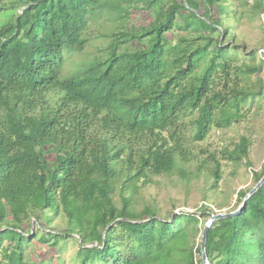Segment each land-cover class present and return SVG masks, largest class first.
Masks as SVG:
<instances>
[{
	"label": "trees",
	"instance_id": "16d2710c",
	"mask_svg": "<svg viewBox=\"0 0 264 264\" xmlns=\"http://www.w3.org/2000/svg\"><path fill=\"white\" fill-rule=\"evenodd\" d=\"M225 2L0 0V264H51L34 258V241L62 253L60 240L75 235L79 264L203 261L197 237L211 204L162 217L136 210L128 193L187 160L189 133L201 141L212 126H232L264 94L236 83L262 65L236 66ZM135 10L149 11L151 22L136 25ZM100 17L119 32L81 74H65V52L84 49ZM249 146L242 137L228 154L239 161ZM214 175L221 179L219 169ZM263 177L264 165L257 183ZM249 192L238 193L241 203ZM61 214L67 228L57 232L51 224ZM33 219L49 228L35 232ZM207 255L210 264H264V183L239 215L213 224Z\"/></svg>",
	"mask_w": 264,
	"mask_h": 264
},
{
	"label": "rangeland",
	"instance_id": "374dc122",
	"mask_svg": "<svg viewBox=\"0 0 264 264\" xmlns=\"http://www.w3.org/2000/svg\"><path fill=\"white\" fill-rule=\"evenodd\" d=\"M256 1L226 0L225 4L229 6L234 16L227 24L232 25L234 38L232 43L239 46L236 66H242L244 62L249 65H262L259 73L240 74V79L236 80V83L247 90L258 92L264 88V0H261L263 8L258 10L254 7ZM17 11L21 12L22 9ZM199 12H204L203 5ZM132 17L138 26L147 25L152 20L147 10H135ZM2 18L0 17V22ZM117 26L119 27V24L112 23L105 17L94 19L85 33L89 39L86 47L65 52L64 73L81 74L88 65L105 54L112 40L111 35L119 32ZM191 44L192 42L188 43ZM125 47H129V43L122 46ZM230 52L233 50L230 49ZM252 52L255 59L250 55ZM192 135L191 133L188 135L190 153L187 160L179 159L178 165L171 173L152 176L148 182L141 179L136 183L135 191L128 193L133 198L136 210L141 211L149 206L162 217H168L171 212H198L206 202L212 205L215 214L238 209L242 205L238 193L241 190H252L257 185L255 173L261 172L264 165V94L256 95L244 104L242 116L232 126L226 128L212 126L207 137L201 141H195L191 138ZM242 137H247L250 141L248 156L235 161L230 158L228 152L235 148ZM216 169H219L221 175L218 181L214 175ZM121 187L119 183L115 191V201L119 206ZM52 218L50 214L48 220ZM31 225L35 232L40 227L42 230L49 228L46 224L40 226L35 219ZM51 227L57 232L65 230L67 228L65 217L62 214L55 216ZM76 238L78 236L75 235L74 238L60 240L62 253L51 244L38 241H34L36 249L30 250L33 251L36 260L48 258L53 259L51 264H79L76 257L79 250ZM197 242H202V233L197 237ZM196 259V264H204L200 255L197 254Z\"/></svg>",
	"mask_w": 264,
	"mask_h": 264
},
{
	"label": "water",
	"instance_id": "95a60500",
	"mask_svg": "<svg viewBox=\"0 0 264 264\" xmlns=\"http://www.w3.org/2000/svg\"><path fill=\"white\" fill-rule=\"evenodd\" d=\"M264 183V177L257 183V185L250 190V192L246 195V197L244 198V201L242 203V205L233 211L230 212H219V213H214L211 218L207 221L204 230L202 232V242H201V251H202V257H203V261L204 264H210L208 261V255H207V240H208V234L209 231L211 229V227L213 226V224L220 219H226V218H232L235 217L237 215H239L243 209L245 208L248 199L259 189V187Z\"/></svg>",
	"mask_w": 264,
	"mask_h": 264
}]
</instances>
